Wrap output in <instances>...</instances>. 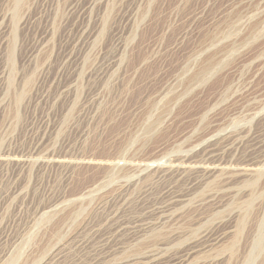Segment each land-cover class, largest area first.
<instances>
[{
  "label": "rangeland",
  "instance_id": "obj_1",
  "mask_svg": "<svg viewBox=\"0 0 264 264\" xmlns=\"http://www.w3.org/2000/svg\"><path fill=\"white\" fill-rule=\"evenodd\" d=\"M191 243L264 264V0H0V264Z\"/></svg>",
  "mask_w": 264,
  "mask_h": 264
},
{
  "label": "bare ground",
  "instance_id": "obj_2",
  "mask_svg": "<svg viewBox=\"0 0 264 264\" xmlns=\"http://www.w3.org/2000/svg\"><path fill=\"white\" fill-rule=\"evenodd\" d=\"M244 135V134H243ZM231 148V147H230ZM236 149H237V147H236ZM253 151V150H252ZM251 153V152H250ZM258 153V152H257ZM219 158V157H218ZM200 166V165H199ZM229 167V166H228ZM247 167H249V166H247ZM182 168V167H181ZM216 168V167H215ZM218 168V167H217ZM240 168H242V167H240ZM239 169V168H238ZM250 170L251 169H253V167L251 168H249ZM249 169H248V171H249ZM256 170V169H255ZM215 171V169L214 168H212V167H208V168H204V172L205 173H212V172H214ZM243 171V170H242ZM242 171H240V173H242ZM244 172H246L247 173V169H244ZM253 172H255V171H253ZM236 173V172H235ZM251 173V172H250ZM239 174V173H238ZM256 179V178H255ZM250 182V181H249ZM253 183V182H252ZM186 188V187H185ZM165 194H166V197H167V200H164L165 202H164V204H162V205H160V206H156V208H155V211L154 210H152V213H151V215L153 216V217H155L156 216V219L155 220H157V222H160V221H163V220H165L167 217H166V215H167V213L168 212H170L171 211V209H173L172 207L174 206V205H176L177 203H179V202H181V197H183V196H185L186 195V193L184 192L183 193V195L182 194H176L175 192H173V190H168L167 192H165ZM169 197V198H168ZM161 204V203H160ZM175 216V215H174ZM148 218V217H147ZM125 221V220H124ZM140 225V224H139ZM144 225V224H143ZM114 226H116V225H114ZM118 227H119V225H118ZM130 227H132V226H130ZM138 226H133V228H132V230L130 231V234L132 233V235H134V232L135 231H137L138 229H136ZM123 228H125V227H123ZM127 228H129V227H127ZM119 230V229H118ZM140 230V229H139ZM115 231H116V229H115ZM120 231H122V228H120ZM119 232V231H118ZM215 232V231H214ZM114 233V232H113ZM210 233V232H209ZM109 234H111V233H109ZM124 235V234H123ZM112 236L113 237H115L116 235H113L112 234ZM111 238V240L112 239H114V238ZM203 237H205V236H203ZM218 235L216 236V237H212L211 238V236H208L205 240H207V239H209V240H214V239H218ZM108 238V237H107ZM118 239V238H117ZM117 239H115L114 240V243H112L111 245H109V246H107L108 244L107 243H105V245L104 246H107V247H102V248H100V249H104V252L103 253H105V254H107V253H109V254H111L113 251H115L116 250V247H118L117 246V243L118 242H120V240L119 241H117ZM198 239V238H197ZM109 240V239H108ZM204 240V241H205ZM208 240V241H209ZM107 242V241H106ZM110 242V241H109ZM108 242V243H109ZM110 244V243H109ZM198 244V243H197ZM196 243L194 244V243H191V244H188L187 246H186V248L185 249H182L181 251H178V252H174L173 254H170V255H168L167 257H159V256H157V254L155 253V252H152V253H148V254H145V255H142V256H140V257H133V258H131V259H129V260H127L126 261V264H147L148 263V261L149 262H152V263H157V264H181V262H183V261H185L188 257H189V255L192 253V250H193V248L197 245ZM183 245V244H182ZM181 245V246H182ZM184 245H185V243H184ZM183 245V246H184ZM120 246V245H119ZM157 246V245H156ZM202 246V245H201ZM154 247V246H153ZM199 247V246H198ZM100 251V250H99ZM112 251V252H111ZM176 251V250H175ZM101 252V251H100ZM168 252V251H167ZM171 253H172V251H170ZM169 252V253H170ZM167 254V253H166ZM100 255H101V253H100ZM100 259H101V256H100ZM103 259V258H102ZM216 262V261H215ZM205 264H212L211 262H209V263H205Z\"/></svg>",
  "mask_w": 264,
  "mask_h": 264
}]
</instances>
